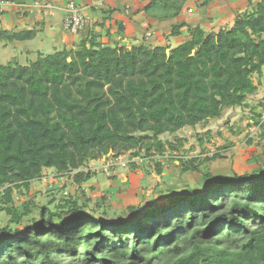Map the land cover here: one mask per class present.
I'll return each instance as SVG.
<instances>
[{"label": "trees", "instance_id": "trees-1", "mask_svg": "<svg viewBox=\"0 0 264 264\" xmlns=\"http://www.w3.org/2000/svg\"><path fill=\"white\" fill-rule=\"evenodd\" d=\"M144 1L145 15L167 20L190 0ZM255 1L217 32L188 26V40L172 49L119 47L89 33L73 48L38 53L27 65L0 64V212L7 218L0 264H264V168L214 176L199 170L200 157L173 158L182 174L201 175V183L167 189L164 201L151 195L148 206L132 204L117 218L102 207L105 196L93 206L76 193L42 206L15 204V195L23 199L47 170L77 189L97 171L118 181L115 172H137L147 160L160 177L164 164L155 160L184 141L161 136L248 106L258 90L253 76L264 77V0ZM123 28L118 24L121 38ZM184 28L183 21L172 25L169 36ZM36 34L0 31V42ZM260 106L251 107V123L264 142ZM95 161L100 170L92 169Z\"/></svg>", "mask_w": 264, "mask_h": 264}, {"label": "rangeland", "instance_id": "rangeland-1", "mask_svg": "<svg viewBox=\"0 0 264 264\" xmlns=\"http://www.w3.org/2000/svg\"><path fill=\"white\" fill-rule=\"evenodd\" d=\"M58 10L56 6L48 11L51 13L48 22L38 27L39 30L32 40L18 43L0 42V64H12L15 61L20 65H27L37 60L38 53L47 56L56 51H61L66 48V45H70V42L67 44L64 42L63 36L69 41L71 35L64 30L65 16ZM8 12L9 9L6 10L5 15L11 16ZM32 18L34 17H30V19ZM49 28L53 29V35L48 34ZM4 30L6 29L0 24V31ZM144 35L145 29L138 28L131 40L134 39V42L138 44L144 43L148 47H155L157 39L166 41L165 37L162 38L158 31H153V37L150 39L144 40ZM166 37L170 42H173L171 36L167 35ZM253 80L254 83L258 84V90L254 95L248 97V106L245 108H227L214 120L200 123L193 128H183L174 136L166 134L161 136L162 140H169L174 144L177 143L178 139L184 141L173 152H166L164 158L155 160L164 164L163 174L160 177L155 173L154 162L150 163L147 160L141 163L137 172L125 168H121L124 171L115 172V174H120L118 181H112L107 175L97 171L96 175H91L89 182L77 189L72 179L64 181V179L55 176L56 173L47 170L45 171L47 175L45 180L43 182L34 181L23 199L15 195L16 206H20L22 202L29 200L38 206H42L46 205L52 196L58 201L61 198H67L69 194L76 193L78 197L85 195L86 199L89 198L90 206L99 203V198L105 196L107 201L102 204V207L107 210L108 214L110 213L109 217L111 214L118 216L125 214L123 209L125 210L127 206L137 205L140 201V203L143 202L142 207L148 206L151 195L157 197L159 201H164L167 189L181 192L186 187L198 186L201 183V175L182 174L180 168L175 166V159L173 158L188 161L200 157L199 170L201 172L209 171L214 176L228 175L231 177L234 173L241 175L264 168V142L259 140V132L251 123L253 115L250 111L251 107H256L257 111H260V105L264 103V77L254 75ZM247 138L252 140L251 143ZM216 154L220 156L208 163L202 161L203 158H210ZM127 155L123 154L122 161L126 160ZM104 161V158L100 160V162ZM100 162L95 161L91 166L92 169L95 166L96 169L100 170V166L103 165ZM124 174L127 175V179H124ZM62 188L64 191L61 192ZM64 193L68 194L65 195ZM37 213L38 211L34 210V216ZM125 217L130 220L133 218V214L128 213ZM6 222L7 218L0 212V228L4 227Z\"/></svg>", "mask_w": 264, "mask_h": 264}, {"label": "crops", "instance_id": "crops-1", "mask_svg": "<svg viewBox=\"0 0 264 264\" xmlns=\"http://www.w3.org/2000/svg\"><path fill=\"white\" fill-rule=\"evenodd\" d=\"M10 1L16 4L15 7L9 8L8 13L11 14V16L5 15L6 11L0 14V24L6 29L4 31L18 32L21 30L34 29L38 32V27L48 22V17L51 16V13L48 12L49 10L57 6L59 9L58 11L64 14L65 4L71 0ZM36 1L42 2V4L48 3L51 5V8L44 9L41 13L34 12L33 14H28L24 13L23 10H21V13H17V9L20 6H32ZM72 1L83 8V13L88 19V26L83 33L73 37H71V35L69 41L63 36L65 44H67V42L71 43L70 45H66L67 49L73 48L77 39L89 33L96 34L99 36V40L103 42L116 44L119 47L131 48L132 46H138L140 44L134 42V39L133 41L131 40L138 28L145 29L144 40L152 38L153 31H158L162 38L165 37L166 41L157 39L155 41V46L170 45L172 49L188 40L186 31L188 26H199L206 32H217L221 28L230 27L237 14L253 9L256 4L255 0H190L177 18L153 20L142 11L143 6L146 4L144 0H116L115 2H109L97 11H93L90 8L92 0ZM250 1L251 4L249 5ZM188 10H191V12H188ZM30 17L34 18L30 19ZM180 21L185 23L186 28L181 30L179 36L172 37L173 42H170L168 37H166L167 35L169 36L170 27ZM120 23L124 27L121 35L122 38L118 36L117 32L118 24ZM52 31L53 29L49 28L48 34L53 35ZM148 34H150L149 37H147ZM109 36L110 38L108 40L106 37ZM124 176L126 177L127 175L124 174Z\"/></svg>", "mask_w": 264, "mask_h": 264}, {"label": "built area", "instance_id": "built-area-1", "mask_svg": "<svg viewBox=\"0 0 264 264\" xmlns=\"http://www.w3.org/2000/svg\"><path fill=\"white\" fill-rule=\"evenodd\" d=\"M116 0H92L90 3V8L93 11H97L104 7L106 4L109 2H115ZM16 4L13 1L10 0H0V14L4 13L6 10L9 8L15 7ZM24 9V13L28 14H33L34 12L41 13L42 10L44 9H50L51 5L50 4H42L38 1L34 2L32 6H20L17 9V13H21V10ZM191 12V10H189ZM23 13V14H24ZM64 21H63V28L64 30L72 35V36H77L81 33H83L87 26H88V19L83 13V8L77 5L74 1H68L65 4L64 7ZM150 34L147 35L149 37ZM119 164L121 167H125L126 163L122 161V157L118 158Z\"/></svg>", "mask_w": 264, "mask_h": 264}, {"label": "water", "instance_id": "water-1", "mask_svg": "<svg viewBox=\"0 0 264 264\" xmlns=\"http://www.w3.org/2000/svg\"><path fill=\"white\" fill-rule=\"evenodd\" d=\"M167 54H169V50H167ZM193 54V53H192Z\"/></svg>", "mask_w": 264, "mask_h": 264}]
</instances>
